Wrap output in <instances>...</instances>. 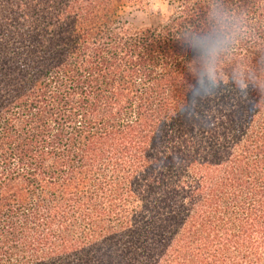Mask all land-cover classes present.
Listing matches in <instances>:
<instances>
[{"label":"trees","instance_id":"1","mask_svg":"<svg viewBox=\"0 0 264 264\" xmlns=\"http://www.w3.org/2000/svg\"><path fill=\"white\" fill-rule=\"evenodd\" d=\"M0 264H264V0H0Z\"/></svg>","mask_w":264,"mask_h":264},{"label":"clouds","instance_id":"2","mask_svg":"<svg viewBox=\"0 0 264 264\" xmlns=\"http://www.w3.org/2000/svg\"><path fill=\"white\" fill-rule=\"evenodd\" d=\"M211 17L213 20L217 21V23L223 25L226 30L230 31L229 21L221 19L220 14L217 12L216 9L212 10ZM227 35H228V31H225L223 34H218V36L215 39L214 44H213L214 50L218 49L219 47L226 46L227 41L224 39V37ZM203 79H204V84L201 86V88L208 86L207 78H203ZM217 84H219V82H217ZM243 87L246 91H248L251 94V96L254 100H256L258 103L261 102V96L258 93V91H257V89L253 83L246 82V83H244Z\"/></svg>","mask_w":264,"mask_h":264},{"label":"rangeland","instance_id":"3","mask_svg":"<svg viewBox=\"0 0 264 264\" xmlns=\"http://www.w3.org/2000/svg\"><path fill=\"white\" fill-rule=\"evenodd\" d=\"M122 19L132 22L136 25H142L147 23V13L141 12L136 8H125L121 13Z\"/></svg>","mask_w":264,"mask_h":264},{"label":"snow or ice","instance_id":"4","mask_svg":"<svg viewBox=\"0 0 264 264\" xmlns=\"http://www.w3.org/2000/svg\"><path fill=\"white\" fill-rule=\"evenodd\" d=\"M245 98H247V95H245Z\"/></svg>","mask_w":264,"mask_h":264}]
</instances>
